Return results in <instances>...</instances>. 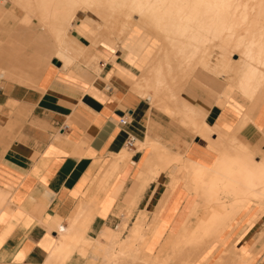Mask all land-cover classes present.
Instances as JSON below:
<instances>
[{"label": "crops", "instance_id": "0c3cea01", "mask_svg": "<svg viewBox=\"0 0 264 264\" xmlns=\"http://www.w3.org/2000/svg\"><path fill=\"white\" fill-rule=\"evenodd\" d=\"M24 16L18 7L0 3V264H103L106 260L95 259L94 251L103 235L121 229L128 214L123 235L147 212L145 226L158 213L163 237L178 233L194 201L201 199L197 212L209 214L216 203L208 180L184 185L179 179L172 185L176 164L148 180L152 151L206 168L214 166L223 150L237 155L247 151L255 162L262 161L264 86L251 97L240 91L254 100L251 104L222 94L214 100L194 87L187 97L174 93L170 110L190 131L152 107L154 93L145 98L137 92L145 74L137 65L145 48L140 38L94 43L81 31L82 23L72 21L66 43L79 54L76 66L64 67L55 55L56 44L37 33V26L22 23ZM83 46L96 56L98 72L82 62ZM205 77L200 72L191 80L199 85ZM190 107L203 113L206 125L220 128L212 139L220 138L221 146L189 126L194 122L187 114ZM123 116L129 120L125 125L120 123ZM129 134L136 137L134 147L126 146ZM261 200L247 201L238 216V210L233 212L238 201L222 196V203L235 204L230 209L235 217L223 231L207 234L217 237L212 251L238 257L239 248L251 258L248 264H264V211L255 207L264 205ZM74 219L85 226L71 227L79 238L67 258L59 236ZM190 220L193 226L196 217ZM159 241L155 253L163 239Z\"/></svg>", "mask_w": 264, "mask_h": 264}, {"label": "bare ground", "instance_id": "6f19581e", "mask_svg": "<svg viewBox=\"0 0 264 264\" xmlns=\"http://www.w3.org/2000/svg\"><path fill=\"white\" fill-rule=\"evenodd\" d=\"M30 1L27 3H33L30 4L33 6L31 8L34 10L35 7L36 11L41 14V18L38 15L39 19L35 14L34 19L42 24L50 22L49 30L55 31L51 30L47 34L50 33L53 37L56 44L55 55L63 61L64 67L75 65L74 54L79 52L66 43L72 27L70 19L76 15L86 32H92L94 28H97L98 34L97 37L94 36L93 42L98 43L103 40L106 41L103 43L107 44L109 40L113 44H119L129 35L140 38L145 43V48L137 65L145 72L142 77L150 78L147 83L149 87L147 85L146 87L153 90L155 103L161 96L159 95L160 86L169 84L172 74L177 75V83L180 82L178 78L186 75L185 72L189 69L196 68L197 60L211 69L221 67L229 70L238 65V77L231 80L239 91L249 97L264 85V0ZM34 13L25 12L24 19L29 22L33 19L32 14ZM87 14L95 18L94 26L90 23L89 17H86ZM41 28L44 29L45 25H41ZM120 31L123 32V36H120ZM80 52L88 53L89 49L83 46ZM89 55V58H96L91 52ZM234 55L238 57L232 58ZM81 68L79 69L83 70V67ZM149 74L154 75L153 80ZM142 77L140 80L145 81ZM140 80L139 88L142 86ZM149 89H147L148 92H150ZM187 111L185 113H191L194 117V122L189 126L198 130L201 135L212 140L216 145H220V138L212 139L213 133L220 135V128L208 126L202 122L204 115L197 109L190 107ZM222 139L225 140L224 136ZM164 152L152 151L146 165L148 180L157 178L162 170L176 164L177 170L172 175V185L179 179L183 183L192 180H208L211 185L210 188L208 187L210 197L216 205L212 204L211 207L208 205L210 213L206 215L203 211L197 212L198 202L201 199L198 202L194 201L190 206L189 216L181 222L182 226L178 233L169 232L164 237L157 228L158 216L145 226L147 212L139 213L141 215L137 217L139 219L129 228L127 234L123 235L127 229L130 215L128 214L119 231H110V234L103 235L104 242H101L95 249L96 258H94L103 256L106 260L103 264L106 262L107 264H118L122 261L126 264L136 262H142V264H211L224 261V264L250 263L251 258L239 248L238 257L232 252L212 251L211 244L217 237L207 234L223 231L234 216L233 212L238 210L239 216L245 210L247 201L264 200V168L261 167L260 157L258 159L260 162L257 163L251 155L247 154V151H238L237 155L223 150L214 166L206 168L195 162L184 160L179 155L171 156ZM224 195L238 201L235 209L233 208L235 204L222 203ZM255 207L264 211V205L258 203ZM232 208L233 212L230 213ZM193 215L196 221L193 226H190V217ZM78 223V220L74 219L71 222L72 226L60 231L59 241L60 244L65 241L63 246L67 258L79 238L75 235L76 233L71 234V227L83 228L85 226ZM161 238L163 239L162 245L155 253L154 250L160 244ZM167 248L169 251L164 253ZM107 249L108 253L105 254ZM90 263L93 264V260Z\"/></svg>", "mask_w": 264, "mask_h": 264}, {"label": "rangeland", "instance_id": "374dc122", "mask_svg": "<svg viewBox=\"0 0 264 264\" xmlns=\"http://www.w3.org/2000/svg\"><path fill=\"white\" fill-rule=\"evenodd\" d=\"M16 0H0V3L1 4H12V5H14V6H16V7H18L23 13H24V15H25V12L26 13H34V14H32V18L33 19H31V20H29V22H27L25 19H23L22 20V23H24L25 25H33L34 27H36L37 26V33H43V35H44V37H45V39L46 40H51V38H52V40L51 41H53L54 42V40H53V37L50 35V33L49 34H47L49 31H51V30H49L50 29V22H44L45 24H42L41 22H39V20H35L34 19V17H35V14H37L36 15V18H38L39 19V17L41 18V14H39L37 11H36V9H35V7H34V10L31 8V6L32 5H30V4H33L31 1V3H27V2H29V0H26V1H22V0H18V2H15ZM21 1V2H20ZM26 2V3H25ZM23 5V6H22ZM25 5V6H24ZM30 5V6H29ZM25 7H26V9H25ZM33 7V6H32ZM28 8H29V11H28ZM30 10H32L31 12H30ZM38 15H39V17H38ZM79 15L81 16V12L79 13ZM78 15H76L75 17H72L70 20H72L73 22H76V21H78V17H77ZM86 17H89V19H90V23L94 26V24H95V18L92 16V15H88L87 14V16ZM75 20V21H74ZM37 21V22H36ZM36 24H38V25H36ZM47 24H48V26H47ZM41 25H45V31H44V29L43 28H41ZM71 29V28H70ZM81 31L82 32H84L86 35H90V36H92L93 38H95V37H97V34H98V32H97V28H94V31H89V32H86L83 28H81ZM96 31V32H95ZM46 32V33H45ZM52 32H55L54 30H52ZM95 33V34H94ZM119 33V32H118ZM120 33H121V31H120ZM46 34L49 36L50 35V37H48V36H46ZM122 34V35H121ZM120 34V36H123V32ZM125 35V34H124ZM95 36V37H94ZM36 38H38V37H36ZM48 38V39H47ZM103 42H106V41H103V40H101V42L99 41L98 43H103ZM55 43V42H54ZM94 43H97V41L96 42H94ZM111 46H113V45H111ZM115 47V46H114ZM88 48V47H87ZM89 49V48H88ZM38 50V49H37ZM40 51V50H39ZM91 51L89 50V52L88 53H83L82 54V57H83V60H82V62L84 63V64H86L87 66H92L97 72L99 71V67H98V65H97V63H96V61H97V59L95 58V57H91V58H89L90 57V55H89V53H90ZM77 57H78V54H74V58H75V60L77 61ZM132 57H135V58H137L134 54H132ZM238 56L237 55H234L232 58H237ZM213 59H214V57H213ZM232 60V59H231ZM233 61V60H232ZM89 66V67H90ZM199 66H201V67H199ZM202 67H204V68H206V69H208V70H210V71H206L205 69H203ZM197 68V69H196ZM196 68H193V69H189L188 71H186L185 72V74L187 75H184V76H182V77H180V78H178V79H180V82L178 81V83H177V80H176V78H177V75H175V74H172V76H174V77H170V82H169V84H167V85H164L163 87H161L160 86V90L161 91H159V95L161 94V96H159V98H158V101L156 102V103H154V101H153V99H151L150 101H151V105H152V107L154 108V109H156L158 112H160V113H162L165 117L167 116V117H170L174 122H176V123H178V125H179V127L180 128H184V129H188V130H190V131H193L192 129H190L188 126H187V124L186 123H184V122H182L181 120H182V118H181V116L180 115H178L180 118H181V120H180V118L177 116V114H173L172 112H171V107H172V105L174 104L173 102L175 101V99H173V96H172V94H174L175 92H180L181 93V95H183V96H185V97H187V93H189L188 92V88H190V87H194V88H196V90H200V91H203V92H205L206 94H208V96H210L212 99H217L221 94L222 95H224V96H227V98L228 99H231V100H233L234 102H238V99L239 100H241L244 104H251L252 102H254V100H250L248 97H244L241 93H240V91L235 87V85L233 84V82H232V80L231 79H234V78H237L238 77V65L235 67V68H232V69H229V70H225V69H222L221 67H216L215 69L213 68V69H211L209 66L207 67V65L206 66H204V64H202V63H199V60H197V65H196ZM210 68V69H209ZM219 68V69H218ZM141 69V68H140ZM196 69V70H195ZM191 70H192V72H191ZM195 70V71H194ZM194 71V72H193ZM188 72V73H187ZM200 72H203L205 75H207V76H209V77H211V78H213V84H210L209 82H210V79H209V77H205L206 78V80H204L203 81V83H201V84H196V83H193L192 82V78L196 75V74H198V73H200ZM213 72V73H212ZM181 73H183V72H181ZM228 73V74H227ZM235 73V74H234ZM141 74V73H140ZM235 76H234V75ZM184 78V79H183ZM146 79H148L147 81H146ZM146 79H145V77H142V80H145V81H141L140 80V82L142 83V86L140 87V89L137 91L139 94H140V96H143V97H145V98H149L150 97V92H152L153 90L152 89H149L148 87V81L150 80V78L148 77H146ZM175 79V80H174ZM181 79H183L182 81H181ZM143 85H145V86H143ZM146 85L148 86V87H146ZM264 86V85H263ZM145 87V88H144ZM144 88V89H143ZM177 88H178V90H177ZM181 88V89H180ZM147 89H149V91L150 92H148L147 91ZM169 89V90H168ZM174 92V93H173ZM164 99H163V98ZM160 100V101H159ZM162 102H164V103H162ZM161 103V104H160ZM173 103V104H172ZM163 104V105H162ZM168 111V112H167ZM198 132V131H197ZM228 142H230V141H228ZM158 212V211H157ZM159 214L158 213H155L154 214V216H153V220H155V217H157ZM153 220H151L150 221V223L153 221ZM149 223V222H148ZM169 251V248H167V249H165L164 250V253H167ZM215 263V262H214ZM225 263V261L224 262H222V263H215V264H224ZM226 263H227V261H226ZM212 264V263H211Z\"/></svg>", "mask_w": 264, "mask_h": 264}, {"label": "built area", "instance_id": "2783aa9c", "mask_svg": "<svg viewBox=\"0 0 264 264\" xmlns=\"http://www.w3.org/2000/svg\"><path fill=\"white\" fill-rule=\"evenodd\" d=\"M128 122H129V120H128V118H127L126 116L121 117V119H120V123H121L122 125H125V124H127ZM135 144H136V137H135L134 135H132V134H129V135H128V138H127V140H126V146H127V147H134Z\"/></svg>", "mask_w": 264, "mask_h": 264}, {"label": "snow or ice", "instance_id": "6c2138e0", "mask_svg": "<svg viewBox=\"0 0 264 264\" xmlns=\"http://www.w3.org/2000/svg\"><path fill=\"white\" fill-rule=\"evenodd\" d=\"M261 167L264 168V158H262Z\"/></svg>", "mask_w": 264, "mask_h": 264}]
</instances>
